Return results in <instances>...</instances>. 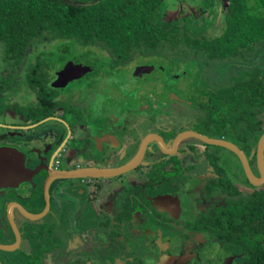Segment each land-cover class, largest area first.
<instances>
[{"label": "flooded vegetation", "instance_id": "af4514ba", "mask_svg": "<svg viewBox=\"0 0 264 264\" xmlns=\"http://www.w3.org/2000/svg\"><path fill=\"white\" fill-rule=\"evenodd\" d=\"M34 40L22 52L0 50V170L17 172L0 183V264H148V257L149 264H239L243 255L219 237L227 231L225 210L233 201L239 208L241 196L264 180L251 184L227 148L180 137L193 131L230 141L260 177L256 157L237 141L240 123L232 129L226 107L210 96L232 73L221 77L209 69L212 83L201 99L169 88L171 104L161 102L165 115L153 117L155 126L148 128L143 116L156 105L147 99L157 98L158 90L140 91L136 107L121 114L111 105L95 109L89 87L72 98L62 93L90 81L96 58V64L106 57L119 66L132 54L114 62L113 53L90 49L98 45L71 52L70 38ZM67 63L89 69L59 78ZM138 65L147 64L132 68L135 79L146 81L155 70L180 78L154 64L136 76ZM226 151L235 161L224 162ZM212 242H225L229 254L217 255L219 244L206 250Z\"/></svg>", "mask_w": 264, "mask_h": 264}, {"label": "trees", "instance_id": "16d2710c", "mask_svg": "<svg viewBox=\"0 0 264 264\" xmlns=\"http://www.w3.org/2000/svg\"><path fill=\"white\" fill-rule=\"evenodd\" d=\"M217 2L225 16L220 36L195 37L179 19L163 20L161 0H0V50L22 52L37 43L36 37L70 38V44L106 48L114 62L126 60L132 51L183 45L213 65L242 64L264 41V0ZM210 96L226 107L224 119L232 129L240 123L237 141L255 159L254 145L264 132V66L237 69ZM239 202V208L233 201L225 210L227 231L219 237L243 255L239 264H264V185Z\"/></svg>", "mask_w": 264, "mask_h": 264}, {"label": "rangeland", "instance_id": "374dc122", "mask_svg": "<svg viewBox=\"0 0 264 264\" xmlns=\"http://www.w3.org/2000/svg\"><path fill=\"white\" fill-rule=\"evenodd\" d=\"M161 1L163 7L162 12L164 13L162 15L163 20L171 21L179 19L181 25L190 26L188 31L195 37L220 36L223 31L225 26V21L223 20H225V16L222 17V10H224V7L222 6V9L217 6V4L219 5V2H217L218 0ZM201 14L203 15L202 17ZM70 45L71 46L68 50L71 52L82 48L84 49L83 45L77 41ZM98 46L99 47L97 48L88 47H90L92 51H108L106 48L100 45ZM49 47L55 49L54 45H49ZM253 49L252 52H249L246 57L241 60L242 64L234 63L229 66L219 65V63L213 65L208 59L206 60V56H198L192 53L188 47L183 45H179L178 47L175 46L172 50H155L148 53L132 51L130 60L124 65L119 66L105 60L106 57L98 58V63L96 64V58L95 66L97 67V71H94L91 74V77L89 78L91 82H87L86 80L75 82L63 90L62 93L65 97L66 95H69L72 98L76 97L80 92L88 94L85 88L89 87V90L94 92L92 103L94 104L95 109L99 108L100 111L102 106L111 105L118 110L119 114H121L125 109L136 107L137 103L140 101V91H143V94H145V92L149 93L158 90L159 93L157 94V98L154 96L153 99H147L148 102H150L149 104L156 105L153 109L154 111L143 116V121H145L147 125L146 127L152 128L155 126V118L153 119V117L158 118L160 115H165V112L162 111L165 105L161 106V102L163 101L168 105L171 104H169L170 101L166 96V92L169 88L174 94L178 93L184 98L187 97L193 100L198 97V99H201L204 92L207 91L209 83H212L211 81L208 83V76H206L209 69L215 68L219 73L223 72L221 77H226L228 76V73L234 74L235 70L240 68L245 69L256 65L263 67L264 41L255 44ZM249 59L250 61H248ZM52 61L53 59L50 58L49 62ZM137 63L159 65L174 75H180V78H169L161 72V70H155L146 81L135 79V77L132 76V68ZM229 68L231 69V72H228ZM221 77L218 82L222 81ZM4 90L5 89L0 87V97ZM200 92H202V95L199 94ZM147 95L148 94H146V96ZM180 107L186 106L181 105ZM170 114V112L166 113L168 117ZM135 119L136 121H139V119ZM149 121H151V124L148 125L147 122ZM226 153V160L224 159L225 163L227 160L235 161L234 157H231L228 151H226ZM130 233L132 234V232ZM213 243L214 242L208 245L206 250H210L219 244L220 246L217 255L229 254L230 248L225 242ZM146 257H148V255H146ZM204 257L208 258L206 256ZM151 261H153V257H148L147 263L149 264Z\"/></svg>", "mask_w": 264, "mask_h": 264}, {"label": "water", "instance_id": "95a60500", "mask_svg": "<svg viewBox=\"0 0 264 264\" xmlns=\"http://www.w3.org/2000/svg\"><path fill=\"white\" fill-rule=\"evenodd\" d=\"M155 66L154 65H138L135 70H134V75L136 76H140L142 74H147L149 73L152 69H154ZM89 68L86 66H81L75 63H67L64 68L62 69L61 72H59V78L60 76L63 77L64 75H66L65 77H79L80 75L84 74ZM59 78L57 81H59ZM186 133V135H184ZM182 133L180 135V137L182 136H195L207 143H211V144H218L221 145L225 148H227L228 150H230L231 152H233L238 159L240 160V163L242 165L244 174L246 175L247 179L250 181L251 184L253 185H260L263 180H264V132L260 135L258 141H257V148H256V165L258 167L259 173H260V177H256L251 169L250 166L248 164V160L246 158L245 153L238 148L234 143L230 142V141H225V140H221V139H214V138H209L205 135L196 133V132H185ZM179 137V138H180ZM7 152L6 149L2 150V154L5 155V153ZM135 161H137V159H135ZM117 171H115L116 173ZM17 177V172L15 170H0V183H5V182H9L12 181L14 179H16Z\"/></svg>", "mask_w": 264, "mask_h": 264}]
</instances>
